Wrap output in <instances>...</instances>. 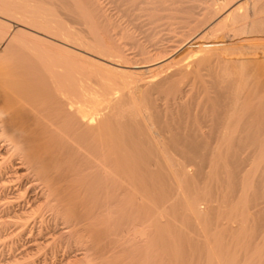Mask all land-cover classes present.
I'll return each instance as SVG.
<instances>
[{
	"label": "bare ground",
	"instance_id": "1",
	"mask_svg": "<svg viewBox=\"0 0 264 264\" xmlns=\"http://www.w3.org/2000/svg\"><path fill=\"white\" fill-rule=\"evenodd\" d=\"M111 2L0 0V231L65 264H264V0Z\"/></svg>",
	"mask_w": 264,
	"mask_h": 264
},
{
	"label": "rangeland",
	"instance_id": "2",
	"mask_svg": "<svg viewBox=\"0 0 264 264\" xmlns=\"http://www.w3.org/2000/svg\"><path fill=\"white\" fill-rule=\"evenodd\" d=\"M99 2H102V6H103V9H104V11H105V13L108 15V17H110L111 19H114V20H120V17L119 16H121L120 14V12H119V10L116 8V7H114V3L113 2H111V0H99ZM104 3V4H103ZM115 14V15H114ZM122 19H124L123 17H121V20ZM207 167H209V166H207ZM206 167V168H207ZM190 168H195L194 166H190ZM205 167L203 168V170L202 171H205L206 172V174L204 173V172H202L201 174H205V175H203V177L202 176H199L198 178H200V177H202V178H205L206 176H207V174H208V171H209V169L210 168H207L206 169ZM195 170V169H194ZM194 170H191V173H193V174H195V172H194ZM208 170V171H207ZM242 174H243V172H242ZM198 178H195V180L197 179V181H195V182H198L197 184H199V182H200V180H202V179H198ZM206 179V181H207V177L205 178ZM203 181H205V180H203ZM205 181V182H206ZM205 182H201L200 184H203L204 185V183ZM209 182H206L205 184H208ZM196 184V185H197ZM200 184L198 185V187L199 188H202V186H200ZM207 186V185H206ZM215 190V188H213V191L212 192H214L215 193V195L217 196H213V193H212V196H211V198L213 197H215L213 200L211 199V203H212V205L213 206H215V204L214 203H216L217 201H220L219 199V197H222V196H220V195H222L224 192V189L223 188H220L219 189V195L216 193V191L218 190V188H216V191H214ZM1 193V192H0ZM236 193H238V191H236ZM236 195H238V194H236ZM235 195V193H234V197H237ZM216 199H218L216 202H215V200ZM259 201H261V203H259L260 204V206H264V195H263V197L259 200ZM263 201V202H262ZM220 202H222V199H221V201ZM219 202V203H220ZM219 203H217V204H219ZM0 207H2V206H0ZM253 209H255V207L254 206H251L250 207V211H252ZM233 225H235L236 226V223L234 222L233 223ZM8 229H9V231H8ZM263 229V228H262ZM7 230V231H6ZM264 230V229H263ZM263 230H261V229H259L258 230V234L256 235V237H255V239H256V241L255 242H258V241H260V239H261V237H262V235H263V233H264V231ZM5 231H6V234H5ZM263 231V232H262ZM4 232V233H3ZM11 232V233H10ZM262 232V233H261ZM0 264H29V263H26V262H28V261H30V263L32 264H44V261L46 260V262H45V264H65V258L68 256V257H70L71 256V254L73 255V253L74 252H77V251H73L75 248H67V247H65V242H63V241H60V243L58 242V241H56V244H58L57 246H53L50 242H48V241H46V242H44V240H39V239H37L38 241H39V245H40V249H36V248H33L32 250H30V246L32 245L31 243H32V240L34 241V240H36V239H32V237L34 238L35 236L33 235V234H31V233H27L26 232V234L25 233H23V234H17V233H15V234H13L14 232H12L11 230H10V228L9 227H6L5 228V230L4 229H2L1 231H0ZM17 234V235H16ZM33 235L32 237L31 236H28V235ZM15 235V236H14ZM19 235V236H18ZM27 236V238H26V236ZM7 236V237H6ZM18 236V237H17ZM6 237V238H5ZM10 237H11V239H10ZM16 237V238H15ZM21 237H23V238H21ZM4 238V239H3ZM21 238V239H20ZM3 239V240H2ZM12 240V241H11ZM13 240H15L14 242H13ZM26 240V241H25ZM31 240V241H30ZM37 240H36V242H37ZM20 241V242H19ZM22 241V242H21ZM3 242V243H2ZM10 242H12V243H10ZM58 242V243H57ZM61 242L62 243H64L63 245H62V247H65V248H60V244H61ZM9 243V244H8ZM23 243H24V245H23ZM30 243V244H29ZM47 243H49V244H47ZM2 244V245H1ZM6 244H8V246L6 245ZM13 244V245H12ZM15 244H18V247H17V245H15ZM42 244H44L45 245V247H44V249L41 247V245ZM6 245V246H5ZM12 245V246H11ZM30 245V246H29ZM39 245L37 246V248L39 247ZM51 245V246H50ZM13 246H15L14 247V250L12 249L13 248ZM34 246V245H33ZM67 246H69V245H67ZM17 247V248H16ZM19 247H21V248H19ZM46 247H47V249H46ZM51 249H50V248ZM252 247H253V245H252ZM252 247L250 248L251 250H252ZM27 248V249H26ZM53 248V249H52ZM12 249V250H11ZM25 249V250H24ZM30 251H29V250ZM35 249V250H34ZM55 249V251H53ZM57 249V250H56ZM69 249V250H68ZM71 249H73V250H71ZM37 250H40V251H37ZM66 250V251H65ZM43 251V252H42ZM58 251V252H57ZM64 253H63V252ZM40 252V253H39ZM42 252V253H41ZM55 252V253H54ZM57 252V253H56ZM73 252V253H72ZM2 253V254H1ZM18 253V254H17ZM29 253V254H28ZM34 253H36V254H34ZM32 254V255H31ZM43 254H45V256L43 255ZM50 254V255H49ZM56 254V255H55ZM64 254V255H63ZM68 254H70V255H68ZM3 255V256H2ZM30 255V256H29ZM40 255V256H39ZM48 255V256H47ZM53 255V256H52ZM30 258H29V257ZM35 256H37L36 257V259H35ZM43 256H44V258H43ZM54 256H56V257H54ZM26 257V258H25ZM61 259H60V258ZM65 257V258H64ZM23 258V259H22ZM25 258V259H24ZM29 260H28V259ZM34 258V259H33ZM64 258V259H63ZM10 259V260H9ZM13 260V261H12ZM25 260H28V261H26V262H24ZM32 260H33V262H32ZM36 260H38L37 262H36ZM42 261V262H41ZM49 263H48V262ZM51 261V262H50ZM55 261V262H54Z\"/></svg>",
	"mask_w": 264,
	"mask_h": 264
}]
</instances>
